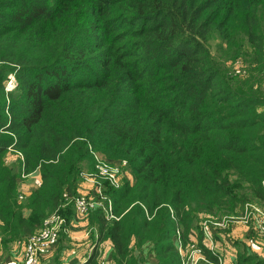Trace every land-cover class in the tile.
<instances>
[{
    "label": "trees",
    "instance_id": "16d2710c",
    "mask_svg": "<svg viewBox=\"0 0 264 264\" xmlns=\"http://www.w3.org/2000/svg\"><path fill=\"white\" fill-rule=\"evenodd\" d=\"M223 58L243 59L247 76L226 73ZM263 76L264 0H0L2 248L56 211L69 223L64 196L94 170L92 150L132 181L104 183L115 219L89 212L95 246L83 264L99 263L104 242L112 264H181L176 243L192 235L217 263L199 216L264 203ZM33 173L40 184L20 201L18 179ZM235 247L234 264H264Z\"/></svg>",
    "mask_w": 264,
    "mask_h": 264
},
{
    "label": "crops",
    "instance_id": "0c3cea01",
    "mask_svg": "<svg viewBox=\"0 0 264 264\" xmlns=\"http://www.w3.org/2000/svg\"><path fill=\"white\" fill-rule=\"evenodd\" d=\"M19 159L22 160L19 154H12L9 152L6 154L5 163L10 167H16L17 165L19 166ZM40 181L41 179L38 173L21 176L20 180L18 179L20 201H23L26 197H28L30 193L39 186ZM93 193L94 186L92 182H80L77 189V195L91 196ZM73 210V217L68 224H66L65 221L55 249L48 256L41 258L40 264H56L55 258L58 251V264H83L91 254L95 246V237H93L95 231L89 226L88 214L81 215L76 212L75 209ZM28 212L29 211L24 210V216H27ZM261 218L264 223V214ZM209 225L211 226V230L207 224H203L200 227L203 232L202 244L212 254H215L218 258H220L224 264H234L235 260V257L232 255L231 247L228 246L227 243L233 244L234 246L235 243L240 244L242 242L243 245L248 248L252 245V250L264 257V254H262L264 252V248H259L254 244H257V242L254 241L253 238H255L256 234H258V232L253 228L254 222H251L249 226L241 220L229 221L225 230L218 227L216 223ZM262 225L264 226V224ZM62 239L63 241L60 243V240ZM191 239L195 240V236L192 235ZM25 241L23 243L16 242L11 245L10 248L1 250L0 263L15 264V261L18 259V255L23 250ZM260 249L261 251H258ZM101 252L104 259H110L111 244L109 242H104L101 246ZM260 252L262 253L260 254Z\"/></svg>",
    "mask_w": 264,
    "mask_h": 264
},
{
    "label": "built area",
    "instance_id": "2783aa9c",
    "mask_svg": "<svg viewBox=\"0 0 264 264\" xmlns=\"http://www.w3.org/2000/svg\"><path fill=\"white\" fill-rule=\"evenodd\" d=\"M94 170L81 172L80 176L83 181L92 182L94 193L91 196L77 195L73 197L64 196L66 204H72L76 212L81 215H87L89 212L101 208L107 219H115L112 215L111 201L104 195L103 186L107 183L110 187L117 188L119 180L117 179V167L108 162L102 161L95 153ZM20 156V155H19ZM22 159V157L20 156ZM54 212L49 217L45 218L41 227L24 243L23 250L18 255L15 264H39L41 258L45 257L48 251L56 243L61 232L65 220ZM224 222L219 225L222 226ZM264 235V231H262ZM187 250L182 251L180 242H178V250L181 255V264H222L221 260L217 263L208 262L202 254L201 248L196 245H187ZM1 252V244H0ZM99 264H108L101 261Z\"/></svg>",
    "mask_w": 264,
    "mask_h": 264
},
{
    "label": "rangeland",
    "instance_id": "374dc122",
    "mask_svg": "<svg viewBox=\"0 0 264 264\" xmlns=\"http://www.w3.org/2000/svg\"><path fill=\"white\" fill-rule=\"evenodd\" d=\"M219 45H220V42H219V39L216 36H213V37L210 38V40L208 42V47H209V50L211 51L212 55L215 58H220L221 57V51L219 49ZM221 65H222L223 70L226 73H229L231 76H242V77L243 76L244 77L247 76V74H246L247 73V70H246V66L247 65L244 62V60L241 59V58H238L236 60H228V61H226L223 58ZM241 80H244V79L242 78ZM261 89L264 92V76H263V80H262V84H261ZM90 150H91V148H90ZM90 152H91V154L95 153L102 161H104V162L106 161V162L110 163L111 165L116 166L118 168L116 174H117V179L119 180V186L117 188H115V189H118L119 187H121L122 183H124V182L127 183L128 181L129 182L132 181V175L130 173V169L127 168L124 163L109 161L102 154H100L99 152H94L92 150ZM92 156H93V154H92ZM11 158H14V157H11ZM93 160H94V157H93ZM94 165L95 164L93 162V168H94ZM89 169L90 168L86 167L85 169L82 170V172L88 171ZM16 171H18V168L16 169ZM55 214L59 215L63 220H65L58 212L55 213ZM230 214L231 215L223 216L222 219H217V218H215L213 216H210V215L201 214L199 216L198 223H197L196 226H197V228H199L203 224H207L210 227V230H211V226L209 224L216 223V225L218 227H220L222 230H225L226 225H227V223L229 221L241 220L242 222H245L246 225H249V226H250L251 222H254L253 228L258 232V234H256V236H255L256 239L253 238V240L256 241L257 244L254 243V242L253 243L255 244V246H257L259 248H261V247L264 248V235L262 233V231H264V226L262 224H264V223H263V220L261 218V216H263V214H264V203H260V202H258L256 200H249V201H246L242 206L236 207L233 210V212L230 213ZM222 222H224V223H223L222 226H220L219 224L222 223ZM59 235H60V233L58 234V236ZM58 240H59V238H58ZM58 240L56 241V243L52 246V248L48 251V253L45 256H48L51 252H53V250L55 249V247H56V245L58 243ZM178 242H180V241L178 240ZM192 242H193V240H190V243L192 245H195ZM190 243L188 245H191ZM0 244H1V242H0ZM227 245L231 247L232 255L236 258V252H237L238 249H237V247H235V244L233 246V244L227 243ZM240 245H243V243L241 242L239 244V246ZM176 246L178 247V243H176ZM181 247H182L181 252L187 250V248L183 247L182 244H181ZM2 249L3 248H2V245H1V250ZM252 249H253L252 245H250L249 250H252ZM258 251H261V249L258 250ZM178 252H179V250H178ZM261 253L262 252H260V254ZM101 254H102V252H101ZM257 254L259 255V253H257ZM262 254H264V252ZM0 255H1V252H0ZM259 257H262V256L259 255ZM218 260H221V259L218 258ZM101 261H105L108 264H112V260L111 259H107V258L104 259L103 257H101V259L99 260V263ZM40 262H38V263L40 264ZM221 262H222V264H224L222 260H221ZM0 264H2V263H0ZM201 264H206V263H201Z\"/></svg>",
    "mask_w": 264,
    "mask_h": 264
}]
</instances>
